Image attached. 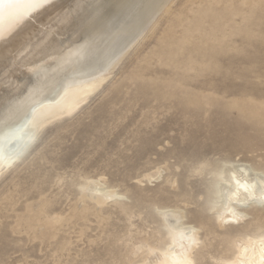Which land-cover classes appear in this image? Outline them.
<instances>
[{"label": "rangeland", "instance_id": "1", "mask_svg": "<svg viewBox=\"0 0 264 264\" xmlns=\"http://www.w3.org/2000/svg\"><path fill=\"white\" fill-rule=\"evenodd\" d=\"M212 1L169 0L83 105L30 125L0 176V264L154 263L168 210L198 231L194 264H223L234 241L264 233V207L220 228L214 187L224 164L264 173V0ZM111 189L116 201L88 197ZM43 199L54 220L75 205L90 215L33 239L22 227L45 232L32 216Z\"/></svg>", "mask_w": 264, "mask_h": 264}, {"label": "bare ground", "instance_id": "2", "mask_svg": "<svg viewBox=\"0 0 264 264\" xmlns=\"http://www.w3.org/2000/svg\"><path fill=\"white\" fill-rule=\"evenodd\" d=\"M168 2L169 0H50V3L35 10L19 24L13 25L6 15L0 38V176L9 169L12 159L24 146L26 139L34 134L30 125L40 126L47 119L54 120L52 117L65 112L72 113L83 105ZM208 3L209 0L205 4ZM210 7L212 9V5ZM213 16L210 15L211 18ZM199 35L201 37V33ZM224 165L216 172L218 179L214 184L215 194L221 203L216 208L220 228L240 226L246 220L249 208L264 207V173L259 171L260 173H252L253 177H249L252 170L246 165ZM112 190L88 197L100 205L107 204L119 199L120 195ZM5 199L12 202L11 193ZM48 204L47 200H41L39 211L32 215L45 229L41 236V232H36L39 229H34L38 225L33 228L34 225L27 223L22 227L33 239H53L62 223L85 221L90 210L88 205H83L79 211L75 205L66 216L57 221L54 220L57 216L54 219L51 217ZM23 209L32 212L30 205H25ZM168 211L163 212L164 218L161 221L164 220L162 223L169 242L163 248L158 244L149 245L147 254L157 251L160 258L154 263L148 262L147 258L140 264H176L177 261L194 264L192 254L199 245L198 231L192 226H186L182 221L183 217H179L177 212ZM16 218L17 227L21 225V221L26 220L22 215ZM262 237L264 233L239 238L234 241L232 256L222 258L221 261L223 264H264V254L261 253L259 244ZM63 246L65 247L64 244Z\"/></svg>", "mask_w": 264, "mask_h": 264}, {"label": "snow or ice", "instance_id": "3", "mask_svg": "<svg viewBox=\"0 0 264 264\" xmlns=\"http://www.w3.org/2000/svg\"><path fill=\"white\" fill-rule=\"evenodd\" d=\"M48 3H50V0H0V38L3 35V25L6 15L13 22V25L19 24L35 10ZM259 244L261 253L264 254V237L261 238ZM262 259H264V255H262ZM176 264H187V262L177 261Z\"/></svg>", "mask_w": 264, "mask_h": 264}, {"label": "water", "instance_id": "4", "mask_svg": "<svg viewBox=\"0 0 264 264\" xmlns=\"http://www.w3.org/2000/svg\"><path fill=\"white\" fill-rule=\"evenodd\" d=\"M23 153V152H22Z\"/></svg>", "mask_w": 264, "mask_h": 264}]
</instances>
